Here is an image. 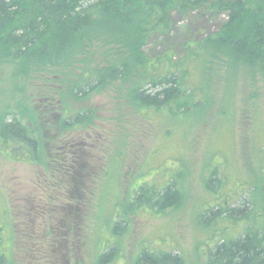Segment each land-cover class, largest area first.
<instances>
[{
    "label": "rangeland",
    "instance_id": "obj_1",
    "mask_svg": "<svg viewBox=\"0 0 264 264\" xmlns=\"http://www.w3.org/2000/svg\"><path fill=\"white\" fill-rule=\"evenodd\" d=\"M246 2L251 9L264 0ZM226 19L205 11L174 14L170 37L152 38L145 50L152 57L173 45L182 58L181 44L217 34ZM102 46L88 49L96 52L95 60ZM108 48V61L89 59L97 74L119 53ZM30 54L0 64V123L14 111L39 142L34 162L10 159L0 150V227L12 264H137L145 249L205 264L215 244L247 225L264 232L261 70L232 68L222 56L211 57L206 68L188 57L187 84L204 82L206 101L195 112L176 114L177 107L155 111L138 105L131 94L136 74L121 80L107 75L97 91L73 96L87 51L66 62L37 48ZM73 110L90 111L91 119L63 127L62 116ZM171 180L181 193L178 204L165 210L131 207L142 183ZM245 199L248 217L205 216L210 208ZM118 222L121 232H115ZM113 247L106 261L103 254Z\"/></svg>",
    "mask_w": 264,
    "mask_h": 264
},
{
    "label": "trees",
    "instance_id": "obj_2",
    "mask_svg": "<svg viewBox=\"0 0 264 264\" xmlns=\"http://www.w3.org/2000/svg\"><path fill=\"white\" fill-rule=\"evenodd\" d=\"M196 11L224 13L227 19L217 34L196 44H181L186 50L182 58H176L173 45L149 57L145 45L154 37H170L176 29L174 14L186 17ZM100 42L101 59L95 60L96 52L88 49ZM110 46L119 53H113L114 62L97 74L90 66L91 61H108ZM36 48L38 53L59 62L87 51L88 57L82 58L86 67L74 83L73 96L87 97L97 91L107 75L121 80L128 73L136 74L138 80L131 94L138 105L155 111H162L165 106L172 110L177 107L176 114H190L203 107L206 94L204 82L196 87L187 84L188 57L197 58L208 68L209 61H213L211 57L222 56L232 68L244 65L264 73V3L256 2L250 9L246 0H0V64L6 59L13 62L24 59ZM6 115L0 123L1 152L16 161H37L39 142L34 130L16 112L10 110ZM90 119V111L73 110L62 116L61 123L71 128ZM212 182L210 177V188L214 187ZM180 200L181 193L172 180L162 185L145 182L137 188L130 204L165 210ZM248 202L242 200L237 206L228 202L224 208H210L205 216L216 219L226 214L237 221L238 217H248ZM121 228L124 227L118 222L115 232H121ZM113 249L103 254L105 260L110 259ZM0 264H12L4 249L2 227ZM137 264L187 263L179 253L145 249ZM205 264H264V232L258 226L247 225L236 237L215 244Z\"/></svg>",
    "mask_w": 264,
    "mask_h": 264
}]
</instances>
